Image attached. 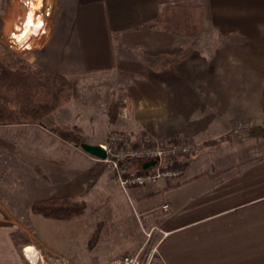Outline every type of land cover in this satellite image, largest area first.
Masks as SVG:
<instances>
[{
  "label": "rangeland",
  "instance_id": "obj_1",
  "mask_svg": "<svg viewBox=\"0 0 264 264\" xmlns=\"http://www.w3.org/2000/svg\"><path fill=\"white\" fill-rule=\"evenodd\" d=\"M202 2L207 7L206 0ZM59 5L57 0H0V41L30 62L37 63L35 59L43 53L46 38L56 30L58 21L62 18ZM29 17L31 19L26 27ZM39 19L41 23L38 32L29 44L32 48L27 47L28 44L20 46L23 40L28 42L30 31ZM42 30L46 32L40 35ZM190 41L192 50L186 55L187 66H179L176 51H165L163 55L171 58L158 60L155 66L138 68L136 61L139 60V54L131 51L125 55L130 64L128 68L125 66L126 60H121V64L111 72L68 74L75 83L73 98L54 113L58 121L56 126L51 124L50 119H46L45 124L52 125L51 127H77L87 139L85 142L95 145L112 144V140L121 137V140H115L116 150L127 152L152 146L151 144L171 146L174 142H194L198 146L194 155L198 156L197 164L195 163V169L198 170H229L232 166H238L242 157L253 156L258 159V156H263L264 136L249 137L246 130L251 126L264 127V83L257 82L256 79V74L264 76V45L250 43L249 49L242 52L225 50L224 36L212 28L210 20L206 22L200 35L190 37ZM200 48L204 50L203 56ZM50 54H55L62 60L75 55L66 51L65 54H57L51 49L47 55ZM190 62L193 64L191 67L188 65ZM38 64H43V59ZM184 70L189 77L181 74ZM147 72L153 74L148 75ZM244 75L254 77L256 82H233L235 76ZM253 85L259 88L249 92L246 86ZM114 95L124 102V106L119 116L112 120L109 105ZM219 103L222 105L219 106ZM248 111L254 114H246ZM20 135L16 133L15 136L19 138ZM23 139L29 138L21 135L22 142H18L15 152L17 155L21 154L18 151L21 146L26 144ZM33 139L27 155L33 154L34 161L41 160L47 154H62L67 162L73 160L67 167L63 164V170L64 176L77 173L76 181L73 182L75 187H69L67 185L70 183H65L62 196H78L75 202L84 211L69 218H55L32 211L34 203L60 194H49L48 197L37 199L41 196L38 195L32 201H15V209L9 212L7 218L23 225H18L12 233L14 245L21 252L22 263L31 264L23 250L34 245L45 252L68 258L74 264L112 262L115 259L107 261L104 258L121 246L120 243L123 244L119 237L126 232L121 233V230L126 229L128 224L134 226L138 221L137 213H141L135 198L140 187L155 183L122 187L118 178L113 177L116 170L109 169L105 162L88 154L81 147L72 143L70 146L69 142H62L58 136L44 131L34 134ZM209 142L211 143L208 145ZM216 153L226 155L222 164L209 161V154ZM204 154H207L205 159ZM232 158L236 162H230ZM134 160L143 164L142 160ZM188 161H180L183 174L173 178L186 174ZM42 165L44 174L52 183V176L56 175L55 164L48 160ZM72 165H80V171ZM141 170L144 169L122 173L134 175ZM161 180L166 179L159 181ZM15 189L20 190L23 195L25 189L30 188H12ZM25 207L28 209H24ZM163 209L168 208L163 206ZM109 221L113 225H109ZM156 226L158 225L149 228L144 226V241L133 253L138 252L146 243L147 233ZM158 234L160 235L155 231L153 235L155 242L158 241ZM113 244L114 248L111 247ZM155 259L156 257L153 262L156 263Z\"/></svg>",
  "mask_w": 264,
  "mask_h": 264
},
{
  "label": "crops",
  "instance_id": "obj_2",
  "mask_svg": "<svg viewBox=\"0 0 264 264\" xmlns=\"http://www.w3.org/2000/svg\"><path fill=\"white\" fill-rule=\"evenodd\" d=\"M202 1L57 0L62 18L56 30L46 38L45 49L35 62L43 59L41 66L63 74L111 72L121 64V60H126V68L130 66L128 58H125L128 52L139 54V60L136 61L139 68L155 66L158 60L171 58L163 55L165 51L156 52L161 48H169L168 53L176 51L179 66H187L186 55L192 50L190 37L156 28H133L156 19L161 5L175 2H197L204 5ZM206 2L207 17L212 28L222 36L239 34L250 39L251 43L264 45V0ZM41 19L30 31L28 42L23 40L22 45L32 42ZM117 31L121 33L116 35ZM50 49L57 54H65L66 51L75 55L62 60L55 54L47 55ZM200 52L203 56L204 50L200 48ZM188 65L191 67L193 64L190 62ZM185 72L181 74L185 75ZM256 76L257 82L264 83V76ZM233 82L251 83L256 80L250 75H244L235 76ZM246 88L253 92L259 86ZM221 96L225 97V94ZM221 96H218L219 99ZM246 114L254 113L248 111ZM48 119L55 126L58 123L55 114ZM51 126H0V264H23L21 252L12 240V233L18 225H23L7 218L9 212L15 209V201H32L38 195L41 196L37 199L48 197L49 194L62 196L65 183L75 187L73 182L76 181L77 173L64 176L63 170V164L67 167L73 160H69V163L62 154H47L41 160L34 161L33 154L27 155V149L34 141L33 135L37 132L44 131L57 137L48 129ZM16 133L29 138L23 139L26 144L18 150L21 152L18 155L15 152L18 142L22 140L21 135L19 138L15 136ZM68 145L71 146L70 143ZM206 157L207 154H204V159ZM208 157H211L209 161L222 164L226 155L216 153ZM257 158L242 157L240 164L226 170L222 179L212 181L204 177L190 179L200 171L195 169L198 156H193L188 161V170L184 176L140 187L135 197L141 211L137 213L138 221L134 226L128 224L126 229L121 230V233L126 232L119 237L123 244L120 243L121 246L104 259L110 261L133 253L144 241V226L149 228L158 225L162 232L157 235V256L163 264H264V155ZM233 159L230 162H236ZM48 160L56 166L52 183L41 168L42 163ZM73 167L77 171L81 169L80 165ZM27 186L30 189H25L23 195L20 190H12ZM130 202L134 206L133 201ZM166 204L168 209L164 210ZM110 221L108 224L113 225Z\"/></svg>",
  "mask_w": 264,
  "mask_h": 264
},
{
  "label": "trees",
  "instance_id": "obj_3",
  "mask_svg": "<svg viewBox=\"0 0 264 264\" xmlns=\"http://www.w3.org/2000/svg\"><path fill=\"white\" fill-rule=\"evenodd\" d=\"M207 12L204 5L197 3H168L161 5L156 19L133 29L156 28L161 31L192 37L200 35L203 31V27L209 20ZM119 33L121 31H117L116 35ZM250 43L251 40L243 35L231 34L224 37L223 48L232 52H242L249 49ZM159 51H169V48L156 50V52ZM183 76H188V72H185ZM74 91L75 83L68 74L54 72L38 63L30 62L0 41V126H45L46 119L72 100ZM123 106L124 102L121 99L116 95L112 96L109 105V115L112 120L119 116ZM48 129L77 147H81V144L87 141L77 127H51ZM246 135L249 137L264 136V127L251 126L246 130ZM194 155L195 153L189 159ZM144 164L138 160L124 159L121 162L120 171L133 172L141 168L144 169ZM120 171H114L113 177L115 179L118 178ZM225 171L203 169L195 173L190 179L204 177L217 181L223 178ZM76 199L78 196L73 195L53 197L34 203L32 211L36 214L55 218L74 217L84 211L77 207ZM155 260L157 262L154 261V264H163L158 256Z\"/></svg>",
  "mask_w": 264,
  "mask_h": 264
},
{
  "label": "built area",
  "instance_id": "obj_4",
  "mask_svg": "<svg viewBox=\"0 0 264 264\" xmlns=\"http://www.w3.org/2000/svg\"><path fill=\"white\" fill-rule=\"evenodd\" d=\"M117 139L121 140V137ZM112 140V144H102L108 156L106 159H101L106 163L107 167L112 170L120 171L122 160L125 158H134L142 160L143 163L154 160L156 163L136 174H127L119 172L118 180L122 187L144 186L148 183H156L160 179H170L175 176L183 174V165L180 167L181 160H187L196 153L198 146L194 142H174L171 146L151 144L152 146H144L135 149L133 152L127 150H116V141ZM123 140V138H122ZM184 164V163H183ZM180 167V168H179ZM167 209L168 205H164ZM155 231L161 233L162 230L156 226L147 233L146 243L133 254L124 255L118 259L113 260L108 264H152L154 258L158 254L159 241L155 242L153 237ZM165 235V233H163ZM35 251V261L27 254L26 247L23 250L25 257L31 264H74L68 258L57 254H51L43 251L37 246H33Z\"/></svg>",
  "mask_w": 264,
  "mask_h": 264
},
{
  "label": "water",
  "instance_id": "obj_5",
  "mask_svg": "<svg viewBox=\"0 0 264 264\" xmlns=\"http://www.w3.org/2000/svg\"><path fill=\"white\" fill-rule=\"evenodd\" d=\"M81 148L88 154L95 156L99 159H106L108 156L106 150L103 148L102 145H95V144L83 142L81 144ZM155 163L156 162L154 160L147 162L144 164V168H148L152 165H155Z\"/></svg>",
  "mask_w": 264,
  "mask_h": 264
},
{
  "label": "bare ground",
  "instance_id": "obj_6",
  "mask_svg": "<svg viewBox=\"0 0 264 264\" xmlns=\"http://www.w3.org/2000/svg\"><path fill=\"white\" fill-rule=\"evenodd\" d=\"M34 6H35V4H34ZM43 12V11H42ZM43 16V15H42ZM30 19H31V17H29L28 18V22H27V24H26V27H27V25H28V23H29V21H30ZM25 27V28H26ZM25 28H24V30H25ZM44 32H46L45 30H42V33H44ZM41 33V34H42ZM20 46H23L22 44H19ZM30 45L28 44L27 45V47H29ZM31 47V46H30ZM27 254L29 255V257L30 258H32V260L33 261H35V257H34V255H35V251H34V247L33 246H29L28 248H27Z\"/></svg>",
  "mask_w": 264,
  "mask_h": 264
}]
</instances>
